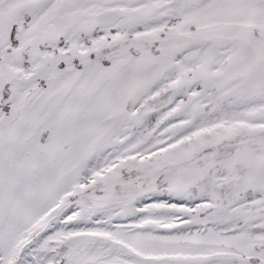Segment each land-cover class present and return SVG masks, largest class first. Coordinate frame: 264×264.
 Returning a JSON list of instances; mask_svg holds the SVG:
<instances>
[{
  "label": "snow or ice",
  "instance_id": "snow-or-ice-1",
  "mask_svg": "<svg viewBox=\"0 0 264 264\" xmlns=\"http://www.w3.org/2000/svg\"><path fill=\"white\" fill-rule=\"evenodd\" d=\"M0 264H264V0H0Z\"/></svg>",
  "mask_w": 264,
  "mask_h": 264
}]
</instances>
